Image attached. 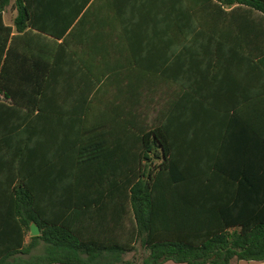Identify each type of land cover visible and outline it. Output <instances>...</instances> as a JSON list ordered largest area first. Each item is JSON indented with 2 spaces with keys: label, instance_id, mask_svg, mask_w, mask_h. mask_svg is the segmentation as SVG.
Returning <instances> with one entry per match:
<instances>
[{
  "label": "trees",
  "instance_id": "trees-1",
  "mask_svg": "<svg viewBox=\"0 0 264 264\" xmlns=\"http://www.w3.org/2000/svg\"><path fill=\"white\" fill-rule=\"evenodd\" d=\"M87 5L69 18L60 3L62 15L52 18L53 2L16 0L10 26L4 12L11 0H0V93L10 109L0 110V213L15 224L2 262L15 264L23 253L30 256L23 264H32L42 242L54 252L40 259L46 264L264 261V110H218L217 125L207 117L205 129L182 132L159 114L121 110L119 122L129 128L117 131L119 142L132 145L118 156L107 152L111 137L98 129L97 110H34L33 97L60 85L54 79L65 63L84 68L94 58L89 44L81 56L71 44L93 21L81 16ZM121 8L122 45L144 11L156 32L167 25L185 44L195 35L185 49L195 65L186 68L202 81L222 84L227 64L240 61L264 77V0H133ZM112 21L103 20L106 59ZM32 223L40 236H30ZM139 245L147 256L126 260Z\"/></svg>",
  "mask_w": 264,
  "mask_h": 264
},
{
  "label": "crops",
  "instance_id": "crops-1",
  "mask_svg": "<svg viewBox=\"0 0 264 264\" xmlns=\"http://www.w3.org/2000/svg\"><path fill=\"white\" fill-rule=\"evenodd\" d=\"M15 1L11 0V6L4 12L5 23L10 26L14 25L17 15V11L13 9ZM48 1L56 6L49 14L52 18L62 15V12L57 11V5L60 3H64V17L69 18L76 16L79 5L89 4L81 16L90 15V20L93 21H86L77 30L71 44L80 56L88 49L89 44L94 58L86 61L84 68L73 60L65 63L64 74L54 79V82L60 85H49L45 98L33 97L34 110H97L98 129L106 133L108 138L111 137L108 140V146H111L108 153L118 156L122 145L131 148L130 140H127V144H120L117 135L121 127L129 128V123L127 126H121L119 122L123 111L130 116L135 114V111L142 110L145 118H153L159 114L163 124L169 121V129L182 132L194 130L198 125L205 129L207 117L210 125H217L218 110H264V77L258 72L254 74L247 62H228L230 69L225 72L222 84L211 79L202 81L194 74L193 69L186 68H193L195 65V61L185 59V49L187 46L193 47L195 35H189L185 44V36L181 34L179 40H176L170 36L167 25L160 23L156 32V27L153 29L142 19L144 11L141 15L140 12L135 13V19L129 23L132 32L127 43L122 45L119 21L123 15L121 4L133 0ZM95 2H98L95 9L88 11ZM7 15H10L9 22ZM158 16L168 18L172 17V14L160 12ZM105 18L113 19L111 25L116 32L112 40L111 59H106L107 56L100 47L105 39ZM37 98L42 99L40 109ZM0 103L3 104L0 110H10L1 93ZM116 118L118 122H115ZM90 127L91 125L84 124L82 128ZM14 227V222H10L9 226L6 215L0 213V264H8V261L2 260L3 254H7L9 250L7 242L13 235ZM137 253L144 254L142 259L147 256V250L139 245L137 250L127 254L125 259H139ZM47 254L54 252H47L42 242L32 252V264H46L40 259ZM29 257L17 253L13 262L23 264ZM81 257L90 258L85 254ZM170 263L171 261L164 264ZM232 264H264V261L234 260Z\"/></svg>",
  "mask_w": 264,
  "mask_h": 264
},
{
  "label": "water",
  "instance_id": "water-1",
  "mask_svg": "<svg viewBox=\"0 0 264 264\" xmlns=\"http://www.w3.org/2000/svg\"><path fill=\"white\" fill-rule=\"evenodd\" d=\"M41 231L39 226L36 223H32L31 224V232H30V236L31 237H36V236H40Z\"/></svg>",
  "mask_w": 264,
  "mask_h": 264
},
{
  "label": "rangeland",
  "instance_id": "rangeland-1",
  "mask_svg": "<svg viewBox=\"0 0 264 264\" xmlns=\"http://www.w3.org/2000/svg\"><path fill=\"white\" fill-rule=\"evenodd\" d=\"M7 20H8V22L11 21V20H10V15H9V17H8V15H7ZM143 255H144V254H142V253H137L136 256H137L139 259H137V258H136V259H137L138 261H142L141 259H142V256H143ZM170 264H176V263L171 262Z\"/></svg>",
  "mask_w": 264,
  "mask_h": 264
}]
</instances>
